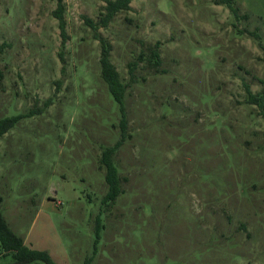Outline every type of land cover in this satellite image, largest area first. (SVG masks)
<instances>
[{
    "label": "rangeland",
    "instance_id": "1",
    "mask_svg": "<svg viewBox=\"0 0 264 264\" xmlns=\"http://www.w3.org/2000/svg\"><path fill=\"white\" fill-rule=\"evenodd\" d=\"M106 1L64 0L63 49L58 0H0V118L52 99L0 139L7 223L59 264H264V117L245 104L246 85L264 89V0H237L241 23L216 0H134L100 30L127 85L112 204L102 157L122 116L84 19ZM157 42L166 72L142 63L131 80Z\"/></svg>",
    "mask_w": 264,
    "mask_h": 264
},
{
    "label": "trees",
    "instance_id": "2",
    "mask_svg": "<svg viewBox=\"0 0 264 264\" xmlns=\"http://www.w3.org/2000/svg\"><path fill=\"white\" fill-rule=\"evenodd\" d=\"M134 0H107L103 11L100 14L98 21H94L88 17H84L86 25L93 31L94 38L99 41L101 47L100 66L101 77L107 84L111 95L115 102L119 105L121 112V131L122 139L113 147H109L104 150L102 157V164L106 168V182L109 185V192L103 200V204L114 203L116 199L122 193L121 180L119 176V170L114 162V155L124 142L128 131V120L125 105V95L127 92V85L123 83L121 74L117 70L116 66L111 60V54L113 46L101 33L102 28H108L113 20L122 12H129L132 10V2ZM218 5H225L233 14L236 22L248 21L250 15L248 13H242L241 6L237 0H216ZM66 7L64 0H58L57 8L53 11V16L59 22L60 35L62 37V48L66 47L68 41L67 34V22L65 19ZM240 34L248 33L256 40H260L258 32H250L249 30H238ZM11 48L10 44L3 43L0 45V54H4ZM161 43L157 42L150 48L149 54L141 53L138 59L131 61L128 64L129 75L131 80L134 79L136 71L142 63H146L148 67L158 70L160 73H165V69H162L161 58ZM62 62H65L64 52L59 54ZM65 70V68H63ZM3 78V73L0 71V80ZM264 85V81H261ZM59 85L60 82H57ZM246 100L245 104L257 107L261 116L264 117V89L260 92L254 93L249 85H246ZM52 105V99H48L42 108L31 109L28 113L10 115L0 118V139L4 137L8 132L15 129L16 126L26 118H32L34 116L43 113V110L49 108ZM1 202V201H0ZM98 234H100L101 226L100 221L97 224ZM0 244L6 254L12 253L14 256V264H38L43 262L45 264H59L47 251L35 250L26 245L23 237L19 236L7 223L4 212L0 206ZM92 257L86 260L85 264H91Z\"/></svg>",
    "mask_w": 264,
    "mask_h": 264
}]
</instances>
